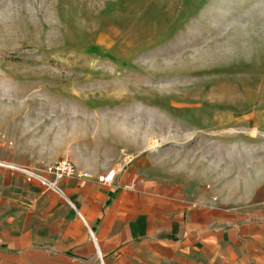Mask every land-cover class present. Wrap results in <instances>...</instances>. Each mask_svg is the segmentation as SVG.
<instances>
[{"label":"rangeland","instance_id":"374dc122","mask_svg":"<svg viewBox=\"0 0 264 264\" xmlns=\"http://www.w3.org/2000/svg\"><path fill=\"white\" fill-rule=\"evenodd\" d=\"M13 117L71 141L53 153L143 154L160 180L253 203L264 0H0V124Z\"/></svg>","mask_w":264,"mask_h":264},{"label":"crops","instance_id":"0c3cea01","mask_svg":"<svg viewBox=\"0 0 264 264\" xmlns=\"http://www.w3.org/2000/svg\"><path fill=\"white\" fill-rule=\"evenodd\" d=\"M26 124H0V264H264V196L232 208L223 195L154 177L149 157L126 153L71 159L95 176L112 171L110 183L62 179L47 189L11 167L51 180L49 166L70 158L67 147L52 150L71 141L34 137ZM132 177L144 183L124 191Z\"/></svg>","mask_w":264,"mask_h":264},{"label":"built area","instance_id":"2783aa9c","mask_svg":"<svg viewBox=\"0 0 264 264\" xmlns=\"http://www.w3.org/2000/svg\"><path fill=\"white\" fill-rule=\"evenodd\" d=\"M4 143L2 133L0 132V146ZM22 173L27 181L36 178L39 183L51 190L57 189V182L62 179H74V180H97L102 183H110L113 179V172L110 171L103 175L95 176L91 171L79 168L74 161L68 157H63L49 166V173L51 174V180H47L42 176L34 175L33 173L18 167H11ZM144 179L142 177H132L127 183L122 186L124 191H132L138 184H143Z\"/></svg>","mask_w":264,"mask_h":264}]
</instances>
